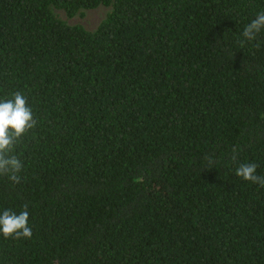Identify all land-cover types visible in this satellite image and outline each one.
<instances>
[{"label": "trees", "instance_id": "16d2710c", "mask_svg": "<svg viewBox=\"0 0 264 264\" xmlns=\"http://www.w3.org/2000/svg\"><path fill=\"white\" fill-rule=\"evenodd\" d=\"M105 8L94 30L61 19ZM264 0H0V95L36 126L18 144L31 239L0 264H264ZM236 159L233 160V154ZM212 160L215 163L209 164Z\"/></svg>", "mask_w": 264, "mask_h": 264}, {"label": "clouds", "instance_id": "9594fccd", "mask_svg": "<svg viewBox=\"0 0 264 264\" xmlns=\"http://www.w3.org/2000/svg\"><path fill=\"white\" fill-rule=\"evenodd\" d=\"M264 35V9L256 11L239 33V43L249 45ZM33 107L22 91L0 95V176H7L12 184L22 179L24 164L15 149L23 137L36 126ZM236 154H233V160ZM209 164L215 163L212 160ZM258 165L241 162L235 175L243 181L264 187V176L257 172ZM33 228L27 208L0 207V238L4 240L31 239Z\"/></svg>", "mask_w": 264, "mask_h": 264}, {"label": "rangeland", "instance_id": "374dc122", "mask_svg": "<svg viewBox=\"0 0 264 264\" xmlns=\"http://www.w3.org/2000/svg\"><path fill=\"white\" fill-rule=\"evenodd\" d=\"M57 14L61 19L67 20L70 24H79L84 26L88 30H94L100 24V22L105 18L107 14V9L99 8L91 11H87L83 16H77L73 19H69L65 12L57 11Z\"/></svg>", "mask_w": 264, "mask_h": 264}]
</instances>
